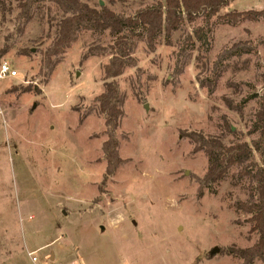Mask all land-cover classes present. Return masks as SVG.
Here are the masks:
<instances>
[{"label": "rangeland", "instance_id": "rangeland-1", "mask_svg": "<svg viewBox=\"0 0 264 264\" xmlns=\"http://www.w3.org/2000/svg\"><path fill=\"white\" fill-rule=\"evenodd\" d=\"M19 1L5 0V17L0 11V50L10 47L0 63L9 61L18 71L0 80V264H30L28 250L37 251L40 264H243L230 250L258 238L249 231L250 214L236 206L248 199L249 183L234 185L233 167L204 187L209 160L189 136L201 132L227 143H251L257 136L251 130L264 89V18L232 24L220 16L262 10L264 0H232L209 24L185 22L170 43L160 36L153 52L138 41L137 66L117 78L126 94L115 132L124 162L112 174L96 100L111 55L83 56L114 37L81 32L47 77L42 51L62 14L54 3H42L19 35ZM82 1L134 15L165 0ZM200 27L203 39L196 36ZM239 42L253 51L225 60L229 67L210 92L199 78L214 80L219 55ZM186 55L191 59L184 64ZM255 159L261 161L259 153Z\"/></svg>", "mask_w": 264, "mask_h": 264}, {"label": "trees", "instance_id": "trees-1", "mask_svg": "<svg viewBox=\"0 0 264 264\" xmlns=\"http://www.w3.org/2000/svg\"><path fill=\"white\" fill-rule=\"evenodd\" d=\"M232 0H165L148 5L138 10L134 15H123L113 11L105 5L100 8L92 7L82 0H20L16 15L18 22L17 33L22 35L27 25L33 21L37 10L41 9L42 3H54L62 14L57 24V33L51 44L42 51L43 68L45 75L51 76L63 57L78 40L83 31H92L97 34L108 32L114 41L109 45L96 44L91 46L84 58L110 54V61L104 65V91L96 97L98 112L105 119V134L108 139L103 144V152L107 160V174H112L124 162L119 156L120 142L115 136L116 130L121 126L125 116L124 104L126 94L121 90L118 77L124 74L127 67L137 66L135 52L138 41H145L150 51H155L157 39L164 35L167 42L174 32L181 28L185 22H194L201 18L207 24L213 17L227 7ZM0 11L3 17L7 13L5 0H0ZM12 11V9H11ZM221 19L236 24L241 20L256 21L264 18V9H249L243 11H231ZM203 27L196 29V36L203 39ZM188 36L185 42L191 41ZM264 45V37L261 40ZM10 47L5 44L0 55L9 52ZM253 51V46L247 42H239L231 48L225 49L215 63L217 72L214 80L199 78L202 86H208L210 92L215 90L216 82L222 71L229 67L223 64L225 60L234 55L240 56ZM30 49L24 50L25 55L31 54ZM184 52V49H183ZM191 55H186L184 64L190 61ZM248 58L245 60L247 65ZM235 68H239L235 66ZM239 70V69H238ZM179 67L178 72L182 73ZM264 88V70L260 73ZM238 86L234 83L231 84ZM27 88L26 90H29ZM228 105L238 110L231 99L226 98ZM88 113L82 117H86ZM232 131L231 126H227ZM252 132L257 136L251 143L239 141L227 143L222 137H207L201 132H193L189 137L195 144L197 151H203L209 160V167L205 177L202 179L204 187L210 186L225 179L231 168L237 167L238 172L233 175V184L238 185L247 180L249 197L245 201H239L237 209L250 214L248 222L251 224L250 233H256V242L248 248H232L230 252L243 259V264H253L255 260L264 261V89L260 94L259 107L255 113ZM255 153L260 154V160L255 159ZM202 186V185H201ZM202 193V192H201Z\"/></svg>", "mask_w": 264, "mask_h": 264}, {"label": "built area", "instance_id": "built-area-1", "mask_svg": "<svg viewBox=\"0 0 264 264\" xmlns=\"http://www.w3.org/2000/svg\"><path fill=\"white\" fill-rule=\"evenodd\" d=\"M18 75V71L14 68L11 62L3 61L0 63V80L15 77ZM30 257V264H40V258L37 251H30L28 253Z\"/></svg>", "mask_w": 264, "mask_h": 264}, {"label": "water", "instance_id": "water-1", "mask_svg": "<svg viewBox=\"0 0 264 264\" xmlns=\"http://www.w3.org/2000/svg\"><path fill=\"white\" fill-rule=\"evenodd\" d=\"M101 4L103 5L104 3L101 2ZM214 251H215V252H218V251H219V248H215Z\"/></svg>", "mask_w": 264, "mask_h": 264}, {"label": "crops", "instance_id": "crops-1", "mask_svg": "<svg viewBox=\"0 0 264 264\" xmlns=\"http://www.w3.org/2000/svg\"><path fill=\"white\" fill-rule=\"evenodd\" d=\"M30 251H31V250H28V251H27V254H28ZM28 258H29V260H30V257H29V255H28ZM29 263H30V262H29Z\"/></svg>", "mask_w": 264, "mask_h": 264}]
</instances>
